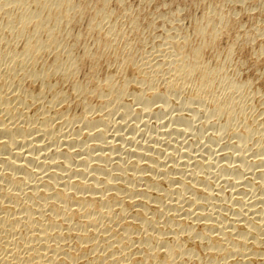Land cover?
I'll list each match as a JSON object with an SVG mask.
<instances>
[{
	"label": "bare ground",
	"instance_id": "obj_1",
	"mask_svg": "<svg viewBox=\"0 0 264 264\" xmlns=\"http://www.w3.org/2000/svg\"><path fill=\"white\" fill-rule=\"evenodd\" d=\"M227 1L191 30L158 8L155 45L128 0H0V264H264V102L231 61L256 37Z\"/></svg>",
	"mask_w": 264,
	"mask_h": 264
},
{
	"label": "rangeland",
	"instance_id": "obj_2",
	"mask_svg": "<svg viewBox=\"0 0 264 264\" xmlns=\"http://www.w3.org/2000/svg\"><path fill=\"white\" fill-rule=\"evenodd\" d=\"M88 1H90V0H82V3H84V2H88ZM141 0H128V2L130 3V5H131V10H132V12L129 14L130 16H126V17H124V19L122 20V22L121 23H123L124 24V29H127V28H130V26L131 25H129L130 24V22H131V18L132 17H135L138 13H144L145 12V14L146 13H148V17H147V20H145V21H143V28H146V26L150 23V22H157L156 24H157V27H158V29H156L152 34H149V39H150V41H153V44H155V45H158L159 43H161V40H162V38H159L161 35H162V32L164 31V28H163V26H162V21L163 20H161V19H158L157 18V12H158V8H164V10L167 12H171L172 10L174 11V9H177L176 7H178V5H179V7H183V6H187V9H185L184 8V10L183 11H181L182 12V14L180 13V19H181V28L180 29H186V25H187V29H189V30H191V28L193 29V27H194V25L197 23L196 22V19H197V21L199 22L200 21V19H202L203 18V16H204V9L202 10V8H201V6H200V0H189L190 1V3H188L189 1L188 0H177V3L176 4H172L171 3V0H151V3H150V5L148 4V2H150V0H144V1H141ZM218 0H210V3L208 2V4H212V3H214V2H217ZM233 1V2H232ZM238 1H240V0H230V2H229V0L227 1V5L225 6L226 8H224V9H222L223 11H224V14H227L228 12V14H232L231 16H233V17H235V21H236V19H237V23H238V26L232 31L233 33H231V35L233 34V36L234 35H238L239 37H240V40H242V41H247V38L249 37V36H255L256 37V39L252 42H250L249 43V45H247V47L243 50L244 52H245V54H242L243 53V51H238L237 53H235L234 54V57H232V60L231 61H233V63H234V65L236 66H238L240 69H241V77H242V80L243 81H252V83L254 84V86L257 88V90H258V92H260L259 93V95H257L258 96V101H263L264 102V53H262V55L261 54H259V53H257L261 48H262V46H263V44L264 43H262L261 41L262 40H264L263 38H264V0H251V2H250V4L249 5H247V6H245V5H242V4H240V3H238ZM245 1V0H244ZM147 2V3H146ZM240 2H242V0L240 1ZM134 3H136V4H134ZM146 3V4H145ZM179 3V4H178ZM186 3V4H185ZM196 3H197V5H196ZM152 4V5H151ZM167 4V6H166V8L165 7H163L164 5H166ZM188 4V5H187ZM237 4H239L240 6H238ZM259 4H261L262 6H259ZM133 5V6H132ZM143 5V6H142ZM147 6V7H145V6ZM181 5V6H180ZM196 5V6H195ZM251 6V7H250ZM258 6V7H257ZM199 7H200V10H199ZM255 7V11H254V9L253 8ZM192 8V9H191ZM247 8V9H246ZM157 11H156V10ZM171 9V11H169ZM219 10H221L220 8H218ZM236 9H237V12H236ZM250 9H251V12H250ZM191 10V11H190ZM202 10V11H201ZM221 10V12H223ZM233 10V11H232ZM235 10V11H234ZM116 11L117 12H120V9H116ZM186 11V12H185ZM190 11V12H189ZM134 12V13H133ZM192 12V13H191ZM235 12V13H234ZM238 12H239V14H238ZM151 13H152V15H151ZM257 13V14H256ZM191 14H192V17H191ZM238 14V15H237ZM151 15V16H150ZM198 15V16H197ZM200 15V16H199ZM195 16H197V17H195ZM153 17H154V19H157V20H154L153 19ZM156 17V18H155ZM186 17L188 18V20L186 19ZM251 17V18H250ZM127 18H129V19H127ZM192 19V20H191ZM159 20V21H158ZM183 20V21H182ZM188 21V22H187ZM148 22V23H147ZM184 22V25L182 24ZM186 22H187V24H186ZM260 22V23H259ZM190 24V25H189ZM245 25V27H244V25ZM182 25H183V27H182ZM243 25V26H242ZM254 25V26H253ZM162 26V27H161ZM257 26V30H256V27ZM259 26V27H258ZM240 28V29H239ZM163 29V30H162ZM186 29V30H187ZM239 29V30H238ZM259 30V31H258ZM261 30H262V34H263V36L262 37H258L259 36V34L261 35ZM162 31V32H161ZM244 33H243V32ZM161 32V33H160ZM247 32V33H246ZM250 32V33H249ZM158 33H160L159 34V37H158ZM259 33V34H258ZM245 34H247V35H245ZM252 34V35H251ZM256 34H258V35H256ZM157 35V36H156ZM154 36H155V38H154ZM153 38L155 39V40H153ZM262 38V39H261ZM260 41V42H257V41ZM160 41V42H159ZM241 41V42H242ZM243 43V42H242ZM257 43H259V44H257ZM259 46H260V48H259ZM255 47V48H254ZM250 48V49H249ZM239 49H241V48H239ZM247 50H249V51H247ZM256 54H258V55H256ZM249 55V56H248ZM254 55V56H253ZM250 59H249V58ZM252 59V62L250 61ZM256 59V60H255ZM255 60V61H254ZM250 61V62H249ZM260 61V62H259ZM242 64V65H241ZM251 64V65H250ZM261 64V65H260ZM260 65V66H259ZM244 78V79H243ZM254 80V81H253ZM262 97V98H261ZM173 112V113H172ZM190 114H191V112H189ZM170 114V115H169ZM177 114V111L176 110H171L169 113H168V115L167 116H165V118L163 117V119L164 120H162V121H160L159 120V118H157V120H159V121H157L156 120V117H154V118H149L148 120H147V122L148 123H146V122H143V123H139L138 125H139V128H141V130H143L144 128H143V126L145 125V126H147V128H148V126H149V130H150V134L151 135H154L155 136V134H158V132L157 131H159V133H160V130L162 131H164V130H166L168 127H166V129H165V127L162 129V125H160V124H172V123H174V122H170L171 120V118H173L175 115ZM201 116V115H200ZM200 116L198 117L199 118V121L197 122L196 121V123H195V126H193L196 130L199 128V130H201L200 128H202V126L200 125V123H201V121H203L204 120V118H203V116H201V118H200ZM168 117V118H167ZM161 118V117H160ZM167 118V119H166ZM165 120H167V122H165ZM169 120V121H168ZM201 120V121H200ZM151 121V122H150ZM157 121V122H156ZM162 122V123H161ZM165 122V123H164ZM199 123V124H198ZM144 124V125H143ZM160 127H159V126ZM141 126V127H140ZM144 126V127H145ZM154 126V127H153ZM156 126H157V128H156ZM199 126H201V127H199ZM146 128V129H147ZM150 128H152V129H150ZM154 128H156V129H154ZM194 128H192V135H190V136H188V137H190V138H188V139H190V140H188L187 139V141H186V143H185V145H187V143L188 142H191L192 141V143L194 144V140H200V142H201V144L199 143V144H194V146H191V145H193V144H188L187 146H191V147H193V150H195L196 149V151L197 150H199L200 149V147L202 146V142H203V140L205 141L206 140V138H207V136H206V134L207 133H205L204 132V135L202 134L203 132L201 131V135L200 136H198V134H194L195 136H193V133L194 132H197L196 130H194ZM155 130V133H154V131H151V130ZM213 131V130H212ZM153 132V133H152ZM157 132V133H156ZM199 132V131H198ZM197 132V133H198ZM210 132H211V129H210ZM149 134V133H148ZM204 137H206V138H204ZM157 136V135H156ZM173 136H175V138L176 139H178L177 137H178V135H173ZM179 136H181V135H179ZM201 136L204 138H201ZM182 137V139L184 138L183 136H181ZM193 137H194V139H193ZM197 139H196V138ZM179 139L180 140H182L180 137H179ZM178 139V140H179ZM226 140V141H225ZM224 140V142H227L228 141V139L226 138ZM196 143V142H195ZM198 147V148H197ZM195 152V151H194ZM194 154V153H193ZM192 163H191V161H190V163L189 164H186L185 166H183L185 169H190V168H192V165H191ZM190 165V166H189ZM217 179V178H216ZM215 179V180H216ZM214 180V181H215ZM219 182L221 181V179L218 177V179H217ZM215 181V183H216V185L219 183L218 181ZM221 184H223V185H221ZM224 184L226 185V188H223V187H225L224 186ZM229 184L230 183H224V182H220V184H219V186L221 185V186H223V187H219L218 189L220 190L219 191V194L221 193V195L223 194V197H227V196H224L225 194L224 193H226L227 195H229L228 197H227V199H231V196H232V192L234 191L233 189V187H229ZM228 186V187H227ZM225 190L226 189V191H223V189ZM227 189H230V190H227ZM233 190V191H232ZM228 191H232L231 193L229 192V193H227ZM230 197V198H229Z\"/></svg>",
	"mask_w": 264,
	"mask_h": 264
}]
</instances>
